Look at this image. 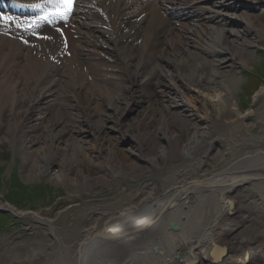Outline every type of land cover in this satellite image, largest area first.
Returning <instances> with one entry per match:
<instances>
[{"label": "bare ground", "instance_id": "6f19581e", "mask_svg": "<svg viewBox=\"0 0 264 264\" xmlns=\"http://www.w3.org/2000/svg\"><path fill=\"white\" fill-rule=\"evenodd\" d=\"M20 1L40 9L56 3ZM263 5L74 0L67 16L49 15L59 29L35 42L40 33L22 29L21 21L18 30L0 26V116L8 119L12 146L25 159L34 150L39 170L73 189L59 212L20 208L0 196V208L26 217L34 230L21 241L1 236L0 264H264V122L254 132L248 121H264V103L254 106L264 81L243 109L236 92L242 75L232 69L246 66V52L264 41L257 12ZM43 17L32 19L42 24ZM118 41L129 53V87L105 66ZM207 62L214 65L209 75ZM62 72L71 87L60 91ZM71 111L91 120L68 124ZM190 122L193 136L185 130ZM179 127L181 137L173 136ZM223 129L234 142L224 150L217 145ZM213 130L216 138H209ZM241 140L247 144L240 150ZM118 143L135 158L120 159ZM81 155L100 175L83 172ZM181 160H195L196 173L171 171L167 162ZM143 174L148 179L127 190L124 184ZM106 187L111 198L79 210ZM74 209L77 220L60 224L58 217Z\"/></svg>", "mask_w": 264, "mask_h": 264}, {"label": "rangeland", "instance_id": "374dc122", "mask_svg": "<svg viewBox=\"0 0 264 264\" xmlns=\"http://www.w3.org/2000/svg\"><path fill=\"white\" fill-rule=\"evenodd\" d=\"M258 13H260V20L264 21V5L262 8H258ZM215 36V35H214ZM217 37L215 36L213 40ZM30 39V38H29ZM115 40L112 41V44ZM259 42V44H257ZM256 45H252L250 50L246 52V56L250 58L247 65H243V63H237L235 67H232L233 71L238 76L242 75V79L239 83V87L237 88V96L239 102L243 105V109L245 107L250 106L253 103V96L256 89L259 87L260 84L264 81V41H257ZM111 44V46H112ZM116 47H111V52L106 54L107 60L105 66L109 67V73L111 78L114 80H118V84L125 86H130V68L126 65V60L129 58V53L125 50V44L121 41L116 43ZM110 47V46H109ZM64 61H62L63 63ZM213 64L211 62L205 63L204 73L209 75L212 72ZM61 83L58 84V89L62 90V85H69L71 87V82L69 81L68 77L62 72ZM108 88H119L110 85ZM118 90V91H119ZM62 95V94H60ZM62 97H59L61 99ZM264 97H261L260 100L255 101L254 106L261 107L264 103ZM60 103V100H58ZM244 103V104H243ZM77 105L82 106L83 103L76 102ZM7 106V104H6ZM71 106V105H70ZM74 111H71L69 114L65 116L66 122L68 124L76 123L75 121L82 120V121H90L85 120V115H75ZM195 121V120H193ZM192 121V122H193ZM251 126V129L254 132H258L263 125L264 121L260 120V117L252 115L250 120H248ZM190 122L187 127L186 131H188L187 135L193 136L196 132V128L194 124ZM89 124V123H87ZM9 122L8 119L0 116V193L1 198L4 201H10V203L14 204L17 207L24 208L31 207V208H53L52 211L56 212L59 210H63L66 205L69 203L67 202V196L69 194V189L67 184H57L50 177L48 174V170L42 171L39 170V166L34 164V150L31 152V157L28 159L23 158V153L20 152L22 149L17 151V149L13 148L12 140L9 132ZM184 131V132H186ZM226 131L225 129L218 130V133L221 135L218 136L217 145L218 147L222 148L234 142L228 140L227 136L223 134ZM183 132V133H184ZM214 132V133H213ZM216 132V133H215ZM212 133V134H211ZM209 134V138H216L217 131L213 130ZM9 134V135H8ZM181 127L177 128V132L173 134L176 137H181ZM34 135V128L30 130V136ZM161 136V135H160ZM165 139L162 138L160 143H164ZM241 147L240 150L247 144L245 141L241 140ZM126 147L123 145L117 144V154L120 159L131 161L134 159V155L126 153ZM167 149V148H166ZM193 149V148H192ZM223 149V148H222ZM224 150V149H223ZM238 150V151H240ZM228 151V150H227ZM195 152V151H194ZM206 152L199 151L195 153L196 155L203 156ZM127 154V156H124ZM239 153H236L238 155ZM81 159L83 156H80ZM125 157V158H124ZM234 156L232 157V159ZM81 168L83 172L87 173L89 176H98L100 175V171L96 168L93 164H90L88 160L82 159ZM169 164V168L171 171L174 172H184L185 170L190 169L193 174H195V169L199 168L197 162L195 160H181L175 162H167ZM54 165H59V163H55ZM168 168V167H167ZM34 172L39 173L38 176L34 174ZM29 174V175H28ZM148 174H143L140 177L132 178L129 182H126L124 186H126L127 190H136L137 187L140 186V183L144 179H148ZM2 179V180H1ZM133 187L131 188V186ZM3 188V189H1ZM73 190V189H71ZM70 193H74L73 191ZM90 198L85 197V200H89L88 203H83L79 206V210L84 207V205H88L86 208H91V200L98 201L100 198H111L112 197V189L110 187H106L102 193L98 194L94 191L89 194ZM22 206V207H21ZM95 206V205H94ZM79 213L78 210L74 209L72 212L67 214L63 219L58 217L59 223L66 225L73 220H77L75 214ZM55 214V213H54ZM82 222H85L83 219H79ZM30 220L24 216H19L11 213L8 210L0 208V248L3 247L4 243L1 239V236L11 237V240L21 241L26 238H30L31 235L34 236V230H30L28 228V224ZM33 223V222H31ZM21 245V244H20ZM23 245H21L22 247Z\"/></svg>", "mask_w": 264, "mask_h": 264}, {"label": "snow or ice", "instance_id": "6c2138e0", "mask_svg": "<svg viewBox=\"0 0 264 264\" xmlns=\"http://www.w3.org/2000/svg\"><path fill=\"white\" fill-rule=\"evenodd\" d=\"M73 5H74V0H56L55 3L56 10L50 13V15L67 16V14L72 11ZM34 6L40 7L39 4H36ZM43 18L47 19V16ZM6 19H11V18H6Z\"/></svg>", "mask_w": 264, "mask_h": 264}]
</instances>
